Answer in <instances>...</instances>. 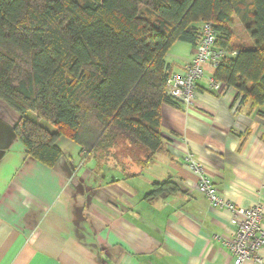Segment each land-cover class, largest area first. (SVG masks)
Here are the masks:
<instances>
[{
  "label": "crops",
  "instance_id": "0c3cea01",
  "mask_svg": "<svg viewBox=\"0 0 264 264\" xmlns=\"http://www.w3.org/2000/svg\"><path fill=\"white\" fill-rule=\"evenodd\" d=\"M195 48L176 41L165 55L181 72ZM203 75L190 104H162V149L98 168L66 137L52 165L30 157L14 132L19 116L0 99V264H233L227 212L210 207L184 164L191 154L221 194L240 207H264V106L239 103ZM178 190L149 197L154 182ZM264 261V247L259 251ZM243 264H256L252 259Z\"/></svg>",
  "mask_w": 264,
  "mask_h": 264
},
{
  "label": "trees",
  "instance_id": "16d2710c",
  "mask_svg": "<svg viewBox=\"0 0 264 264\" xmlns=\"http://www.w3.org/2000/svg\"><path fill=\"white\" fill-rule=\"evenodd\" d=\"M206 22L214 45L235 52L214 80L264 106V0H0V99L26 154L52 166L66 137L98 168H144L162 149L161 105L179 102L165 55L176 41L196 49ZM176 190L168 179L148 196Z\"/></svg>",
  "mask_w": 264,
  "mask_h": 264
},
{
  "label": "built area",
  "instance_id": "2783aa9c",
  "mask_svg": "<svg viewBox=\"0 0 264 264\" xmlns=\"http://www.w3.org/2000/svg\"><path fill=\"white\" fill-rule=\"evenodd\" d=\"M215 32L209 23L201 26V38L194 54L181 72L170 74L166 84V91L173 99L184 104H190L195 95L197 83L203 75L202 65L208 63L215 69L222 58L233 55L214 45ZM211 90H218L221 82L208 78ZM184 164L196 176V186L208 200L213 209H220L228 214V221L232 227L231 235L227 238H216L227 247L233 258V264H243L252 259L256 264H264L259 251L264 247V207L260 204L251 207H240L227 200L206 173L204 167L193 159L191 154L184 158Z\"/></svg>",
  "mask_w": 264,
  "mask_h": 264
},
{
  "label": "rangeland",
  "instance_id": "374dc122",
  "mask_svg": "<svg viewBox=\"0 0 264 264\" xmlns=\"http://www.w3.org/2000/svg\"><path fill=\"white\" fill-rule=\"evenodd\" d=\"M78 1L81 2V1H84V0H78ZM236 19H237V18H236ZM235 30H236V37H238V38L240 37L241 39H242V38H245V37H243V36L239 33V32H241L239 26H236V25H235ZM246 37H247V35H246ZM235 40L238 41L237 38H235ZM246 45H247V46H250L251 43H250V44L248 43V44H246ZM102 163H103V164H102ZM110 163H112V162H110ZM105 164H106V163H104V161H102L101 164H100V166H103V165H105ZM112 164H113V163H112Z\"/></svg>",
  "mask_w": 264,
  "mask_h": 264
}]
</instances>
